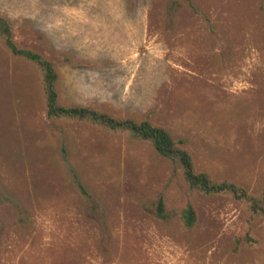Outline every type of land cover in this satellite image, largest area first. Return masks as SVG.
<instances>
[{
	"label": "rangeland",
	"instance_id": "obj_1",
	"mask_svg": "<svg viewBox=\"0 0 264 264\" xmlns=\"http://www.w3.org/2000/svg\"><path fill=\"white\" fill-rule=\"evenodd\" d=\"M0 0L62 101L168 127L199 169L264 188V0ZM164 200L169 218L157 207ZM198 221L180 226L187 204ZM242 204L190 190L147 139L53 122L0 41V264H264Z\"/></svg>",
	"mask_w": 264,
	"mask_h": 264
},
{
	"label": "trees",
	"instance_id": "obj_2",
	"mask_svg": "<svg viewBox=\"0 0 264 264\" xmlns=\"http://www.w3.org/2000/svg\"><path fill=\"white\" fill-rule=\"evenodd\" d=\"M189 2L192 4L190 0ZM176 5L177 0H173L170 13L173 14ZM0 41L12 54L27 61L37 70L46 103V113L50 120L85 122L110 132H123L134 138L147 139L160 155L173 161L178 177L190 190L207 196L226 195L234 202L242 204L247 214V225H251L257 219H264V188L251 191L235 181L217 179L208 171L199 169L185 141L175 138L168 127L135 115L113 113L95 105L62 101L59 95L61 76L58 68L44 54L19 46L13 25L1 13ZM157 212L162 218H169L162 198L159 200ZM197 221L198 212L195 206L187 204L180 216V226L185 230H192ZM251 227H248L243 238L238 239V244L242 242L246 246L263 247L264 241L253 235Z\"/></svg>",
	"mask_w": 264,
	"mask_h": 264
}]
</instances>
